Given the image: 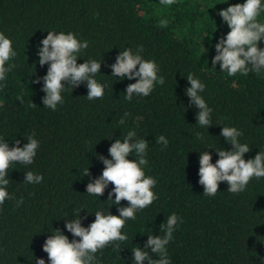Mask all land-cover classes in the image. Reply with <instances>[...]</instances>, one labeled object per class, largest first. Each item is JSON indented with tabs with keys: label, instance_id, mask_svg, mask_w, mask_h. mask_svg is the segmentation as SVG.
I'll return each mask as SVG.
<instances>
[{
	"label": "trees",
	"instance_id": "16d2710c",
	"mask_svg": "<svg viewBox=\"0 0 264 264\" xmlns=\"http://www.w3.org/2000/svg\"><path fill=\"white\" fill-rule=\"evenodd\" d=\"M243 3L0 0V32L12 40L17 53L5 65L16 67L0 81V140L10 147L19 140L23 147L35 133L40 145L31 165L14 163L8 170L7 190L13 199L0 206V264H35L37 258L50 264L42 246L54 229L70 241L79 240L65 228L68 219L78 218L77 210L83 209L81 223L88 227L96 211L119 215L118 208L128 206L127 201H108L111 184L100 197L88 195L86 186L105 167L97 156L111 159V144L129 131L149 142L144 171L156 179L153 191L158 199L137 211L135 220L126 221V241L97 252L98 264H134L132 248L150 252L145 249L148 235L163 237L160 226L172 213L182 222L166 246L171 264H264V178H253L239 194L228 192L227 182H221L211 197L203 195L198 182L200 152L208 151L215 164L216 148L232 150L220 135L222 126L243 133L239 142L251 149L245 160L264 152V71L228 76L219 64L213 69L211 62L216 43L230 31L219 12ZM162 19L168 21L166 27L160 26ZM258 20L264 22V12ZM49 31L71 32L81 42L88 41L77 63L101 61L94 78L105 85L102 99L88 100L86 83L73 90L65 85L63 103L55 111L44 107L42 77L48 65L40 66L38 49ZM138 46L145 60L156 62L165 83L157 84L147 97L134 94L128 101L126 88L136 80L111 76V65L120 51L131 48L135 53ZM258 46L264 48V41ZM190 73L205 85L200 95L213 110L208 129L197 125L198 109L185 94ZM38 78L39 83H32ZM160 135L168 140L166 148L156 144ZM128 158L136 159L134 154ZM86 168L90 175L82 176ZM28 171L42 175L43 181L24 183ZM20 199L23 204L17 207ZM115 243H120V251L114 250Z\"/></svg>",
	"mask_w": 264,
	"mask_h": 264
},
{
	"label": "clouds",
	"instance_id": "9594fccd",
	"mask_svg": "<svg viewBox=\"0 0 264 264\" xmlns=\"http://www.w3.org/2000/svg\"><path fill=\"white\" fill-rule=\"evenodd\" d=\"M161 5H173L176 0H159ZM264 12L262 0H245L243 4L230 5L227 9L219 12L223 21L226 22L230 31L226 37H222L215 45L216 55L212 59L213 69L217 64L221 71L228 76L237 73L247 76L249 72L260 74L264 71V48L258 46L264 41V22L258 17ZM168 21L160 20V26L166 27ZM47 36L41 41L42 47L38 49L39 64L41 67L48 65L47 74L42 77V91L46 95L42 98L44 107L55 111L57 105L63 103L61 93L65 85H71L72 90L82 83L87 85V99H102L105 85L98 83L94 78L100 73L101 61L85 60L77 63L79 54L87 49L88 41L81 42L74 33L47 32ZM142 46L134 53L131 48L120 51L115 63L111 65V76L125 77L136 80L127 86L125 99L132 100L133 95L147 97L157 84L165 83L164 77L158 75L159 67L154 60H145L140 52ZM206 49L203 47V53ZM17 53L13 50L12 40L0 32V81L7 78V73L16 67L6 62L15 58ZM137 66L138 69H137ZM187 81L190 84L185 90L190 103L198 112L196 114L197 125L209 128L212 124V109L200 95L205 90V85L193 74H188ZM40 78L32 83H39ZM2 86V85H0ZM2 106V105H0ZM33 107H36L32 103ZM128 113H125L127 116ZM124 119L119 120L124 124ZM220 135L232 145V150L216 148L219 159L212 163V156L208 151L200 152L199 155V184L203 186V195L215 196L219 191L221 182H227V191L239 194L245 191L249 182L255 178H264V152H259L254 159H244V155L251 149L247 144H241L239 137L243 135L235 127H224ZM35 133L27 137V143L20 147V141H15V147H10L4 140H0V206H3L10 196L7 186L10 181L8 170L14 163L25 166L31 165L39 148V141L34 138ZM199 139H203L201 133H197ZM156 144L166 148L168 140L160 135L156 138ZM149 142L145 139H136V133L129 131L123 140L116 139L108 149L111 159L98 155L97 158L104 164L102 174L89 182L86 186L88 195L102 196L109 184L113 185L108 193V201L119 205L121 201H127V207H119V215H112L103 211L95 212V220L88 227H83L80 213L83 209L75 212L78 218L68 219L65 228L73 237L79 240H69L60 229H54L43 244V251L47 253L50 264H98L96 254L114 242H124L128 239L122 234L127 220H135L136 212L150 206L158 196L153 189L157 181L151 176H146L144 168L148 165L146 159ZM163 150V149H161ZM136 157L130 160L128 157ZM24 183L39 184L43 181L42 175H36L32 171L25 174ZM90 175L89 169H84L82 176ZM115 196L113 200L112 197ZM23 204V199L17 201V207ZM112 204V205H113ZM106 213V214H105ZM182 218L175 213L169 215L160 228L165 234L163 237L148 235L145 249L139 246L132 248L134 264H171L168 257L167 245L173 239V231ZM120 243H115L114 250L120 251ZM157 256L158 259H153ZM35 264H45L43 258H37Z\"/></svg>",
	"mask_w": 264,
	"mask_h": 264
}]
</instances>
